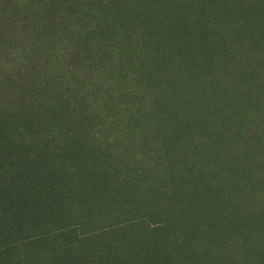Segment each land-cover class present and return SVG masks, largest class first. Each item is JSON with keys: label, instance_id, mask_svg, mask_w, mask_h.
Returning a JSON list of instances; mask_svg holds the SVG:
<instances>
[{"label": "rangeland", "instance_id": "1", "mask_svg": "<svg viewBox=\"0 0 264 264\" xmlns=\"http://www.w3.org/2000/svg\"><path fill=\"white\" fill-rule=\"evenodd\" d=\"M84 1L0 0V264H133L135 245L134 264H264V0H100L122 19L88 34ZM130 22L149 50L124 46ZM130 68L138 102L119 113L96 81ZM46 69L89 117L51 106ZM139 213L166 229L127 224Z\"/></svg>", "mask_w": 264, "mask_h": 264}, {"label": "trees", "instance_id": "2", "mask_svg": "<svg viewBox=\"0 0 264 264\" xmlns=\"http://www.w3.org/2000/svg\"><path fill=\"white\" fill-rule=\"evenodd\" d=\"M44 1H46V0H44ZM101 4H102V2L100 0H85L84 4L76 12V16L74 17V20H73V27L77 28V29H84L86 31V33L88 34L89 32H92V31L104 26V21H103L102 15L103 16L109 15L110 17L113 16L116 19H122L121 16L123 14V11L121 10V8L118 4H116L114 2L112 3L110 1H107L106 5L104 7ZM96 9H98V10H96ZM101 11H102V14H99V13H101ZM66 17L67 16H65L64 20L66 19ZM131 23H133V24H131ZM138 26L140 28V25H138L136 22H130L128 25H123L120 27L121 29L119 30V34L125 35L127 37L126 41L124 42V46H126V45L130 46L131 45V47L136 50V48L139 49V47H138L140 44L139 41H142L144 44L145 50H149V47L147 45H148V42L151 40H141V38L139 36L140 31H138L139 30ZM31 37L33 40L30 42V45L35 46L37 43L34 40V37L33 36H31ZM112 37L109 36L106 39V41L111 40L112 44L109 45L110 48L114 47V41L118 38L116 35H112ZM16 39H17V45H13V47H11V49L8 51V54H7L8 60L10 62H12V64H13L12 67L14 69V73L19 72V70L23 67L22 66L23 63L25 62V54L21 50V49H23V47L19 46L20 43H22V44L25 43L23 41L22 34L20 33L18 35V37L16 35ZM42 43H43V41H40L39 46H40V48H42L44 50V46ZM61 50H64V48H61ZM119 54H120L119 51H114L113 52L114 58L116 59ZM119 60L120 59H118V61ZM20 66H21V68H20ZM58 72H59V74L63 73V74H60L59 76L58 75L56 76V79L58 82L46 81V77H48L50 75L49 69L43 70V73H41V74H44V77H45V79L43 80V84L46 85L45 88L51 89L53 93H55L56 91L58 92L57 95L55 94L54 102H51V106L62 107V108L64 107L65 110L67 111V113H65V115L67 117L71 116V120L75 119L77 123H80L85 116L89 117V111L87 109L86 113H85V111H83L81 113L73 114L75 112L74 111V105L69 100V98H72L74 96H72L69 93L73 92V90L71 89L70 86L74 87V85H75L74 81L72 79H70V77L68 75H66L64 73L65 71L59 70ZM100 76L103 78L96 81V84L97 83L98 84L95 88L100 90L101 93H102V91L107 93L106 96H108L109 99H111V100H107V101L113 102L112 104H109V106L114 105L118 109L119 113L122 111H125L128 105L129 106L134 105L138 102L137 101V102L132 103V100H130V98H129V96L132 94L135 96V95H138L140 93V91L136 85L134 68H130V69H128V71H125L122 79L119 78L118 80H116L111 73L104 74L101 72ZM43 84H42V82H40L39 85L42 87ZM99 86H101V88H99ZM16 96H17V94L12 95L8 99L10 106H12L11 101L14 100L16 98ZM99 99L101 100V98H99ZM67 101H69V102L67 103ZM93 101L96 104H99V100H97V99L93 100V98L91 96L87 97V100L85 101L87 104L90 105V109L94 108L95 103ZM34 104L35 105L39 104L37 99H35ZM8 109H9V111H12V107H8ZM109 111H110L109 114L114 112V110H112V109ZM112 116H113V118L118 117L116 114H114ZM108 118H110V116H108ZM110 120H111V118H110ZM126 128H127L126 125L124 127L119 126L117 131L113 132V137L115 139L119 138V135L121 136L122 133L124 132V130H126ZM61 133H62L61 126L60 127L56 126L55 128L50 130V136H51L52 140L54 142H56L57 145H59ZM75 138L76 137L66 138L65 142H66L67 146H72L73 145L72 142L78 143L77 141H75ZM94 140H96V139H94ZM93 143H94V141H93ZM73 147L74 148L72 150L77 148L74 145H73ZM93 148H95V144H93ZM145 160H147V155L144 154V161ZM76 174H78V173L73 172V175H76ZM75 201L78 202L79 199H76ZM77 206L79 207L80 205H77ZM164 223H166L165 220L159 221V222L158 221H152L144 213H139L137 216L132 218L130 220V222H128L127 224L137 226V227H143V228L147 229L148 231H163L166 229V227L163 226ZM115 225L117 227V224H115ZM113 227L114 226H111V228H113ZM135 246H134L135 249L134 248H130V249L136 251L137 255H139V257L135 256L131 259V261H133V264L138 263V261L140 260V256L145 255V253H146V250L144 249V247H142V246L138 247L137 245H135ZM175 255L180 258V256H178L179 255L178 253H175ZM158 256L160 257L159 262L163 261L159 254H158Z\"/></svg>", "mask_w": 264, "mask_h": 264}]
</instances>
